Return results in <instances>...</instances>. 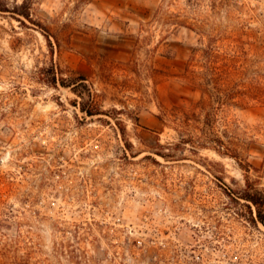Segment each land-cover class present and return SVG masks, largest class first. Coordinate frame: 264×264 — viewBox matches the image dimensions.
<instances>
[{
	"label": "rangeland",
	"instance_id": "1",
	"mask_svg": "<svg viewBox=\"0 0 264 264\" xmlns=\"http://www.w3.org/2000/svg\"><path fill=\"white\" fill-rule=\"evenodd\" d=\"M24 1L35 23L0 13V264H264L240 199L246 178L264 195V103L227 112L239 161L172 122L200 99L188 63L264 99V0L0 8Z\"/></svg>",
	"mask_w": 264,
	"mask_h": 264
},
{
	"label": "trees",
	"instance_id": "2",
	"mask_svg": "<svg viewBox=\"0 0 264 264\" xmlns=\"http://www.w3.org/2000/svg\"><path fill=\"white\" fill-rule=\"evenodd\" d=\"M81 3H89L91 0H77ZM24 1L20 6L15 7L12 11L7 8H0V13H12L21 17L29 22L35 23L30 16V9ZM18 21L23 24V22L18 18ZM41 31L45 28L41 24H36ZM46 37V36H45ZM48 40V38L46 37ZM49 41V40H48ZM210 62L213 63L211 59H216V56L209 54ZM191 59L190 62H192ZM191 65L188 63L186 65L185 71L187 74L191 75V82L194 83V88L201 91L200 99L197 101L190 112L177 111L175 116H173L172 122L175 124L176 131L188 132L189 122H200L203 126L200 136H198V146L202 149L212 150L219 156H226L239 161V154L230 145L227 140L229 136V123L227 122V112L230 108L244 109L251 102L256 100L259 103H264V99L255 98L252 95L251 88L239 89L238 82H236V91L232 90L230 87L231 73L226 70H219L217 67L206 66L203 72L198 73L194 70H190ZM42 76L46 78H39L48 85L54 87L57 84H62V79L56 78V73L51 69V73L45 75L43 71ZM49 75V76H48ZM84 81V79H80ZM196 83V84H195ZM206 96V99H205ZM80 112L84 114V117H92L95 115H100L102 112L99 108H85L84 105L80 106ZM194 143L193 137L190 136L186 143ZM182 143H185L183 140ZM241 165V164H240ZM245 189L241 194L240 199H242L249 209L251 214L250 221L253 223H260L264 226V195L251 188V184L246 178ZM251 207L254 208V216Z\"/></svg>",
	"mask_w": 264,
	"mask_h": 264
}]
</instances>
